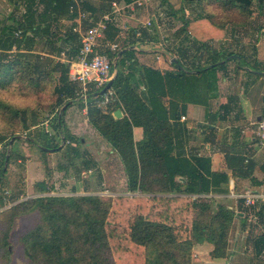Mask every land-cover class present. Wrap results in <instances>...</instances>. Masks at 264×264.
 <instances>
[{
	"label": "trees",
	"instance_id": "1",
	"mask_svg": "<svg viewBox=\"0 0 264 264\" xmlns=\"http://www.w3.org/2000/svg\"><path fill=\"white\" fill-rule=\"evenodd\" d=\"M255 1L261 9L264 0ZM13 2L16 6L24 4V12L21 17L9 14L6 18L9 25H4L0 31V88L17 86L38 92L43 89L42 82L47 78L53 83L55 107L59 109L51 126L62 135L61 139L58 138L62 143L81 142L80 138L67 133L64 112H60L70 101L71 105L82 102L81 98H76L75 85L68 82V64L61 61L62 56L68 60L75 58L79 46L77 34L72 32V27L62 32L56 26L62 17L69 15V6L73 2L40 0L43 3L41 12L37 11L34 0ZM252 3L253 0H225L223 4L227 10L243 9L245 14ZM174 14L169 10L168 15ZM69 17H75V13ZM199 19L202 17L191 21L182 19L181 28L173 34L179 41L178 52L173 45L166 44L167 50L177 54V62L170 64L172 70L161 71L140 65L134 55L136 51H127L118 58L117 74L112 83L116 101L99 109L94 105L98 96L89 94L86 100L87 122L117 154L130 194L112 199L97 194L45 195L49 186L44 181L36 183L38 196L18 203L15 198V203L5 210L6 216L0 223V256L9 254L8 236L13 221L37 212L40 223L20 238L29 264H115L114 260H121L124 255L130 259L125 264H192L193 247L203 242L212 245L211 258L226 257L228 233L236 215L222 205H214L206 195L222 181H227V177L225 173L210 170L208 157L185 154L182 146L187 130L180 123V117L189 103L206 108L214 104L218 98L217 75L227 61L234 60L238 68L249 72L258 68L241 53L216 45V35L205 38L192 35L189 40L187 34H191L190 28ZM247 22L245 16L242 22H232L231 26H244ZM224 24L229 23L222 22L217 26L210 22L209 27L222 32ZM18 30L21 35L16 38L14 32ZM157 38L154 28L152 32L141 29L140 38L120 49L131 44L138 47L150 43L157 45ZM37 39L43 40L45 58L37 52L36 56L31 54ZM12 46L19 51L10 53ZM117 52L106 49L102 53L112 60ZM33 57L35 61L32 63L30 59ZM0 108L13 115L19 113L23 128H29L25 110L11 108L1 99ZM220 108L228 112L227 104ZM116 110H120L122 116L114 117ZM134 127L143 130L139 142L133 140ZM36 138L38 140L29 136L28 140L40 152L45 153L43 148L59 151V146L52 139L47 140L43 132ZM0 140H6L7 145L10 138L1 136ZM75 145L65 149L80 158ZM9 156L11 159V154ZM5 159L6 153L3 152L0 154V180L7 171ZM232 159L240 164L239 171L249 168L248 161L244 164L241 156ZM226 160L229 165V157ZM83 164L85 168L95 166L90 159L84 160ZM177 178H184L185 182ZM1 184L0 181V187ZM2 207L4 197L0 195ZM244 214L246 220L248 216L246 212ZM256 215L264 220V205ZM114 218H126V230L111 226Z\"/></svg>",
	"mask_w": 264,
	"mask_h": 264
},
{
	"label": "rangeland",
	"instance_id": "2",
	"mask_svg": "<svg viewBox=\"0 0 264 264\" xmlns=\"http://www.w3.org/2000/svg\"><path fill=\"white\" fill-rule=\"evenodd\" d=\"M224 2L225 0H165V2L162 0H152L151 4L139 9L140 11L135 9L133 13H135L137 19L143 21L153 16L157 17L159 13H166L167 16L159 20L162 32L161 34L157 33L158 39L160 41L164 38L171 46L173 45V48L177 52L180 49L178 47L179 41L174 39L173 34L182 26V23H179V18L182 15H184V19L190 21L197 19L198 16L202 17L190 28L191 34H187L189 40L193 36L205 38L216 35L219 38V36H222L221 34H226V36L229 35L231 37L236 32V27L238 26L232 27L231 23L236 21L242 22L246 16L251 24L244 30L237 31V33L243 34V37H246L245 47L249 49L252 45L250 35H252V38H258L264 44V5L260 9L256 1L253 0V3L247 9L249 13L245 12L244 14L243 9H225ZM18 6L17 15L21 17L24 4H22V8ZM168 9L175 13L172 20L170 19L171 16L168 15ZM10 10L11 5L9 6V4L7 5L0 0V19L2 16H7ZM175 19L177 20L176 22ZM210 22L217 24V26L222 22L229 24H224V27L227 29L225 28L224 31L219 32L215 28L209 27ZM134 28L142 29L141 23H136V27H129L126 32L131 34ZM109 33L114 34V31H109ZM256 34H258L257 37H255ZM115 42L120 47V45L122 46L125 43V39L119 37ZM215 43L218 45L217 42ZM225 43L227 47L232 44L231 41H226ZM44 46L43 40L37 39L33 44L32 50L34 51L31 54L35 55V52H37L45 58L46 54L42 53ZM100 49H104L102 44L100 45ZM174 55L177 57V54ZM55 59L58 60V58ZM30 60L33 63L35 58L33 57ZM262 60L264 62V57ZM54 76L57 77V75ZM42 84L44 87L38 92L20 89L17 86H11L8 89L0 88L1 101L11 108L25 110V119L29 127L27 130L23 128L19 113L13 115L9 110L0 108V137L3 136L6 139L13 136H21L20 139L15 140L11 145V159H8L6 174L0 180L2 182L0 195L4 197V207L0 208V223L6 216L5 210L8 207L12 206L15 202L18 203L19 201L39 195L35 193V184L41 181H44L49 186V192L45 193V195L97 194L105 199H112L114 196L130 194L127 188V179L117 154L91 128L88 122L86 124L84 121L85 115L81 112L82 106L79 105L78 101L73 104L74 107L71 105L65 109L64 123L67 133L74 138H80L81 142H76L75 140L62 143L58 139H61L62 135H58L56 130L51 126V123H54V115L59 112V109L55 107L53 83L45 78ZM42 132L46 135L47 140L52 139L55 144L62 146L59 151H45V153H42L33 142L28 140L29 136L37 139L36 136L41 135ZM39 138L41 140V136ZM74 145L81 154L80 158H76L71 151L65 149ZM7 151L8 144L6 145V140H0V154L3 152L7 154ZM89 159L95 162V166L85 168L83 161ZM15 198L18 199L13 202ZM123 212L128 215L126 211ZM131 216L133 215L131 214ZM126 220V218H123V220L114 218V221L110 225L115 226L120 231H124L126 230ZM39 223L40 218L37 212L18 217L13 221L8 236L9 254L0 256V264H29L24 255L20 238L34 229ZM195 254L194 252L192 255V264L196 260ZM129 261L130 259L124 255L121 260H114V263L119 264L121 262L125 264Z\"/></svg>",
	"mask_w": 264,
	"mask_h": 264
},
{
	"label": "crops",
	"instance_id": "3",
	"mask_svg": "<svg viewBox=\"0 0 264 264\" xmlns=\"http://www.w3.org/2000/svg\"><path fill=\"white\" fill-rule=\"evenodd\" d=\"M2 1L9 6L11 5V10L7 16H2L0 19V31L4 25H9V20H6L9 14L15 13L17 15L18 12L13 0ZM34 1L37 11L41 12L43 3L40 0ZM74 1L91 19L90 22H83L84 26L88 23L93 24L103 15L111 14L104 40L99 41L97 48V51L101 53L106 50L105 42H115L119 35L125 36L122 38L125 39L122 46L126 45L132 39H130V34L126 32L127 29L125 28L136 27L138 22L142 25L145 21L137 19L135 13L128 9V4L133 0H72V5H74ZM151 1L147 5L151 4ZM18 7L22 8V4ZM139 9L142 8L137 10L140 11ZM69 15L58 21L57 29L64 31L75 25L76 13L73 18ZM173 17L171 15L170 19L172 20ZM182 19L186 20L184 17L179 18L180 24H183ZM250 24L251 22L248 20L246 25L236 27L233 36L221 34L222 36L216 38L214 42L222 45L223 49L227 47L225 42L231 41L232 44L228 47L232 51L248 57L247 61L258 69L249 72L238 68L234 60L227 61L225 68L219 70L217 75L218 98L214 104L210 108H206L203 105L189 103L182 115L185 119L181 120L180 117V123L187 130L186 134L183 135L184 146H182L185 154L187 156L208 157L210 170L225 173L227 177V181H222L206 196L214 205H222L236 215L228 233L226 257L211 258L209 253L213 247L210 243L203 242L193 247V254L194 252L197 254H195L196 260L193 261V264H264V220L256 215V212L264 205V201H257L254 206H246L244 200L246 193L264 197V149L257 144V128L254 124V122L264 118V74L259 73L264 72L262 60L264 44L258 38H252L250 35L252 45L247 49L244 44L246 37L237 33L238 30H244ZM112 30L114 34L109 33ZM257 36L258 34L255 35V37ZM157 43L159 44V39ZM101 44L104 46L103 50L100 49ZM166 44L170 45L168 41ZM122 46L120 45V48ZM156 48L159 46L151 45V43L139 46L141 50ZM135 51L134 55L138 64L161 71L172 70L170 65L172 62L166 56L147 51ZM231 58L233 59V57ZM78 103L81 106L83 104L81 112L85 115L84 121L87 124L85 105L83 102ZM226 104L228 106L227 113L220 108L221 105ZM142 138L143 130L140 127H134L133 140L139 142ZM237 156L244 159V164L248 161V169L239 171L240 164L232 159V157ZM227 157H229V165H227ZM177 180L185 182L184 178H177ZM245 212L248 216L246 220L243 219Z\"/></svg>",
	"mask_w": 264,
	"mask_h": 264
},
{
	"label": "built area",
	"instance_id": "4",
	"mask_svg": "<svg viewBox=\"0 0 264 264\" xmlns=\"http://www.w3.org/2000/svg\"><path fill=\"white\" fill-rule=\"evenodd\" d=\"M150 0H133L128 4V9L134 11L138 8H143ZM76 13L75 25L72 27V32L77 34L78 37V50L75 58L66 59L63 57L62 62L68 64V82L75 85L76 98H81L85 105V111L87 107L86 100L89 94L98 96L94 101L95 107L99 109H105L106 106L116 101L115 92L112 86L107 88L103 93L102 91L107 83L113 77L112 60L109 59L106 53L97 51L99 41L104 40V34L106 32L109 21L111 20V14L103 15L98 21L94 22L90 26H84L83 22L91 21L88 15L80 9L79 4L74 1V5L69 7V13ZM165 17L164 14H159L157 17L153 16L146 19L142 28L152 32L153 28H156L157 33L161 34V26L159 20ZM128 29V28H125ZM64 32V31H62ZM21 31L14 32L16 38L20 37ZM119 37L125 38V36L119 35ZM141 37V29L134 28L130 34V39H138ZM131 40V41H132ZM166 40L162 38L159 41V48H166ZM106 49L111 52H117L120 47L117 42H105ZM19 51L15 46H12L10 53ZM185 117L181 116V120ZM257 128V144L264 149V118L254 122ZM246 206H254L257 201H264V197L246 193L244 196Z\"/></svg>",
	"mask_w": 264,
	"mask_h": 264
},
{
	"label": "water",
	"instance_id": "5",
	"mask_svg": "<svg viewBox=\"0 0 264 264\" xmlns=\"http://www.w3.org/2000/svg\"><path fill=\"white\" fill-rule=\"evenodd\" d=\"M130 50H141L139 49V47L135 44L133 45H129V46H126L122 49H120L117 54L115 55V57L112 59V69H113V77L112 79L107 83L106 87L99 92V94L103 93L107 88L111 87L112 86V83L116 77V74H117V61H118V58L124 54L125 52L127 51H130ZM144 51H147V52H151V53H159V54H162L164 56H166L170 62L172 63H176L177 60H176V57L173 55V53H171L169 50H167L166 48H156V49H147V50H144ZM231 57H235V56H231ZM222 62H220L219 64H221ZM261 74H264V72H259ZM72 104V101L68 102L67 104H65L64 106H62L60 112H64L65 109ZM114 117L118 118L121 116V112L120 110H116L114 113H113ZM21 136H13L12 138H10L9 140V143H8V151H7V154H6V159H5V165L9 159V155H10V148H11V145L12 143L15 141V140H18L20 139ZM62 146H59L58 149H60ZM44 150L46 151H49V152H53L54 149H47V148H43ZM231 215V214H230Z\"/></svg>",
	"mask_w": 264,
	"mask_h": 264
}]
</instances>
